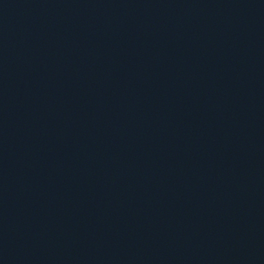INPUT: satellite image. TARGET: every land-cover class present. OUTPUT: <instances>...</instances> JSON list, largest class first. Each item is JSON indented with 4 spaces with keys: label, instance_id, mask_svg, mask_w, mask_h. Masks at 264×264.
Returning <instances> with one entry per match:
<instances>
[{
    "label": "water",
    "instance_id": "obj_1",
    "mask_svg": "<svg viewBox=\"0 0 264 264\" xmlns=\"http://www.w3.org/2000/svg\"><path fill=\"white\" fill-rule=\"evenodd\" d=\"M264 0H0V141Z\"/></svg>",
    "mask_w": 264,
    "mask_h": 264
}]
</instances>
